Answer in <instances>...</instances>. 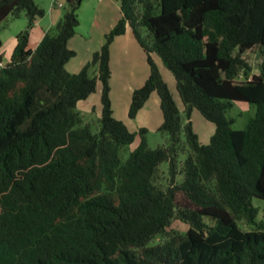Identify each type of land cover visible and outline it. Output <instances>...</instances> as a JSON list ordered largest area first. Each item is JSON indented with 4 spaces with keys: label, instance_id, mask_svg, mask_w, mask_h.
<instances>
[{
    "label": "trees",
    "instance_id": "trees-1",
    "mask_svg": "<svg viewBox=\"0 0 264 264\" xmlns=\"http://www.w3.org/2000/svg\"><path fill=\"white\" fill-rule=\"evenodd\" d=\"M83 1L65 0L56 32L31 48L44 9L0 0V24L28 20L7 63L0 33V264H264L254 204L264 200V0H118V22L73 73L69 42ZM128 27L150 67L128 115L158 93L165 142L156 148L148 128L132 131L114 116L111 46ZM154 53L174 74L183 110ZM252 56L261 60L256 73ZM99 82L93 132L77 107ZM237 101L256 107L244 129L227 117ZM195 109L215 124L207 145Z\"/></svg>",
    "mask_w": 264,
    "mask_h": 264
},
{
    "label": "rangeland",
    "instance_id": "rangeland-1",
    "mask_svg": "<svg viewBox=\"0 0 264 264\" xmlns=\"http://www.w3.org/2000/svg\"><path fill=\"white\" fill-rule=\"evenodd\" d=\"M36 3L45 11V15L38 21L35 34L31 33V43L33 44L35 36H40L41 29L56 32L55 26L68 10L65 0H35ZM62 3L63 6H59ZM53 12V14H52ZM80 24L76 28L74 37L69 42V47L76 51L67 65L70 72H78L92 57L93 52L99 50L105 41V34L112 30L121 17V5L118 0H84L79 9ZM28 20L25 14L20 17L9 18L0 24L1 38L3 46L1 53L3 58L7 54V43L10 39L16 38L20 31L25 30ZM129 29H131L129 27ZM144 31V30H142ZM145 35L146 33L143 32ZM131 35V32H130ZM128 36L131 42H116L111 47V100L114 116L122 120L132 131H138L142 126H146L149 132L147 134L148 145L156 148L159 144L165 142V136L158 132L159 124L163 122V113L161 108V99L157 92H154L144 109L139 115L132 119L128 115L131 103L132 93L135 89L141 87L150 74V67L147 61V54L140 46L134 36ZM153 59L159 65L161 73L167 82L179 108L184 109V104L177 90V82L174 74L163 64L162 59L153 54ZM260 58L252 56L251 64L253 72H258ZM79 68V69H77ZM72 70V71H71ZM76 70V71H73ZM101 92L102 84L99 82L97 90L86 100L79 102L77 109L86 122L92 125V131L96 132L99 128L98 119L101 116ZM256 107L247 102H234L233 108L227 113L228 118L235 120L233 127L244 129L250 118L255 115ZM191 120L194 130L199 136L202 144H209L211 137L215 132V124L197 109L193 110ZM140 143V137L125 147L123 155L135 149ZM168 164L163 163L162 168L166 172ZM179 176L178 180L182 181ZM254 204L259 207L258 221H264V200L255 198ZM241 226L247 230L251 227L241 223ZM174 227L186 230L188 227L182 222H175Z\"/></svg>",
    "mask_w": 264,
    "mask_h": 264
},
{
    "label": "crops",
    "instance_id": "crops-1",
    "mask_svg": "<svg viewBox=\"0 0 264 264\" xmlns=\"http://www.w3.org/2000/svg\"><path fill=\"white\" fill-rule=\"evenodd\" d=\"M61 4V6H63V4L62 3H60ZM60 4H59V6H60ZM52 14H53V12H52ZM37 27H39V25H38V22H37V24H36V26H35V28L33 29L34 31V34H35V32H37L36 30V28ZM41 29V33H40V36L38 37V36H35V38H34V42H33V44L31 43V40H30V47L31 48H35L37 45H38V43L41 41V39L43 38V36H44V34L46 33V30H44L43 28H40ZM48 31V30H47ZM130 32H131V35H130ZM134 36L133 35V32H132V30L131 29H129V27L127 28V31H126V33L124 34V35H121V36H118L116 39H115V41L113 42V44H112V46L114 45V44H116V42H123V40L125 41V43H130L131 42V39L129 38L128 39V36ZM16 44H17V39L16 38H14V39H10L9 40V42L7 43V54H6V56L3 58V60H4V62L5 63H7V62H9L10 61V59H11V56H12V53H13V51H14V48H15V46H16ZM111 46V47H112ZM67 66H69V65H67ZM69 69V68H68ZM77 69H79V68H77ZM72 71V70H71ZM73 71H76V70H73ZM80 71V70H79ZM73 73H75V72H73ZM147 104V103H146ZM144 109V108H143ZM142 109V110H143ZM141 111V110H140ZM128 112H129V110H128ZM138 115H139V113H138ZM137 115V116H138ZM162 123H160L159 124V126L161 125ZM142 127H146V126H142Z\"/></svg>",
    "mask_w": 264,
    "mask_h": 264
},
{
    "label": "built area",
    "instance_id": "built-area-1",
    "mask_svg": "<svg viewBox=\"0 0 264 264\" xmlns=\"http://www.w3.org/2000/svg\"><path fill=\"white\" fill-rule=\"evenodd\" d=\"M60 6H61V4H60Z\"/></svg>",
    "mask_w": 264,
    "mask_h": 264
}]
</instances>
